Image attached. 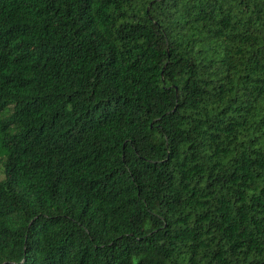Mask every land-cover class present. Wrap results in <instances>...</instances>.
<instances>
[{
    "label": "trees",
    "instance_id": "16d2710c",
    "mask_svg": "<svg viewBox=\"0 0 264 264\" xmlns=\"http://www.w3.org/2000/svg\"><path fill=\"white\" fill-rule=\"evenodd\" d=\"M0 264H264V0H0Z\"/></svg>",
    "mask_w": 264,
    "mask_h": 264
},
{
    "label": "rangeland",
    "instance_id": "374dc122",
    "mask_svg": "<svg viewBox=\"0 0 264 264\" xmlns=\"http://www.w3.org/2000/svg\"><path fill=\"white\" fill-rule=\"evenodd\" d=\"M3 178H4L3 172L0 170V180H2Z\"/></svg>",
    "mask_w": 264,
    "mask_h": 264
}]
</instances>
